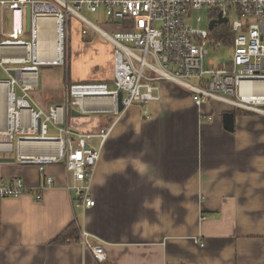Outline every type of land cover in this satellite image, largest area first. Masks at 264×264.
Listing matches in <instances>:
<instances>
[{
	"label": "crops",
	"instance_id": "1",
	"mask_svg": "<svg viewBox=\"0 0 264 264\" xmlns=\"http://www.w3.org/2000/svg\"><path fill=\"white\" fill-rule=\"evenodd\" d=\"M80 41L74 35L70 82L78 81L76 69L79 82L89 71ZM159 87L157 101L122 111L108 140L91 146L99 152L93 208L77 207L61 164L46 166L52 185L39 200L36 166L0 164V184L19 179L28 189L0 202V264H264V116L236 114L230 133L221 114L241 109L219 103L213 113L178 86ZM89 110L104 116L98 130L115 115ZM71 224L78 242L52 244ZM80 231L102 247L103 262L82 245Z\"/></svg>",
	"mask_w": 264,
	"mask_h": 264
},
{
	"label": "built area",
	"instance_id": "2",
	"mask_svg": "<svg viewBox=\"0 0 264 264\" xmlns=\"http://www.w3.org/2000/svg\"><path fill=\"white\" fill-rule=\"evenodd\" d=\"M83 9L101 11L111 19L112 33L84 18ZM201 9L216 13L208 25L219 15L226 19V24L215 28L225 26L231 34L228 41L213 38L215 28L200 31L189 24L192 12ZM71 17L80 25L81 43L91 32L111 46L113 89L101 82L71 83L65 107L50 106L44 111L31 100L30 93L38 86L41 67L71 69L67 54ZM42 21L53 24L50 48L40 34ZM208 44L226 48L230 61L221 67L209 63L205 68ZM0 71L7 76L0 82L5 92L0 152L14 153L19 165L37 167L42 175L37 200L40 190L52 185L51 178L44 175L46 166L61 164L68 175L66 189L74 193L77 207L93 208L90 183L99 152L91 146L95 140L102 146L114 123L95 133L81 134L69 128L67 121L64 125V112L85 114L88 106L105 100L109 103L104 107H113V113L119 114V93L123 111L132 106L145 110L148 103L159 99L160 84L167 82L186 90L197 108L213 100L230 110L264 116V88L260 86L264 85V0H0ZM48 124L57 130L58 137L48 135ZM34 144L55 148L38 149ZM27 190L19 179L4 181L0 184V202L18 198ZM79 236L82 245L103 262L102 247L91 246L86 231H80Z\"/></svg>",
	"mask_w": 264,
	"mask_h": 264
},
{
	"label": "rangeland",
	"instance_id": "3",
	"mask_svg": "<svg viewBox=\"0 0 264 264\" xmlns=\"http://www.w3.org/2000/svg\"><path fill=\"white\" fill-rule=\"evenodd\" d=\"M81 15L86 18L88 21L97 24L101 29H103L107 33H112V23L113 21L105 16L101 11L97 13H90L86 9L81 11ZM216 13L209 12L206 9H201L198 11L192 12V20L189 24L196 30L200 31H208V20L210 17H215ZM200 19V23L196 22V19ZM40 34L44 37V42L46 47L50 48V42L53 40V24L51 21H42L39 23ZM70 27V35H69V45L67 49V54L71 63V70L74 69L72 64V59L75 57L74 54L77 55L78 50L76 49V44L74 42V35H78L80 25L78 21L74 18H70L69 21ZM69 30V29H68ZM217 28L212 31V36L215 38V33ZM214 33V34H213ZM79 36V35H78ZM80 38V37H79ZM217 39V38H215ZM80 42L82 39L80 38ZM88 40L89 42H85ZM49 43V44H48ZM84 47L88 49V51L83 52V56L86 57L87 60V68L88 73L86 74L84 80H81L83 83H99L104 82L109 85V88H113V72H112V54H111V46L99 36H92L91 32H89V36L83 41ZM83 47V45H81ZM93 49V51H92ZM207 52L205 55V59L203 65L205 68L209 66V63H214L218 67L223 66L225 63L230 61L229 51L224 47L207 45L205 48ZM71 70H64L62 68L56 67H41L38 73V86L34 91L30 93L31 100L41 109L46 111L50 106H62L65 107L66 104V90L69 84L74 83L76 81H71L68 79V73L70 74ZM84 70V69H83ZM79 73H81V69L79 71L76 69L75 74L76 78L79 82ZM84 74V73H83ZM7 80V76L0 71V82H4ZM66 80V82H65ZM195 84V82H191ZM264 88V85H260ZM3 89H0V129L4 128L2 125L4 124V116H5V96ZM2 95V96H1ZM20 92L17 90L16 96H19ZM100 102L103 99L99 100ZM105 101V100H104ZM205 107L211 106V110L215 113V110L219 108L220 104L213 101L207 100L203 103ZM91 105L87 107V110L90 111ZM93 110H108L112 114H114V108H104V106H95L92 107ZM117 111V110H116ZM233 112H237V114H245L241 110H236ZM120 115V114H119ZM98 117H104L101 114H81V116L75 117L71 115V111L66 115L64 112V125L66 121L69 125V128L72 130L81 133V134H92L98 130L99 124L97 123ZM102 127L105 129L109 127V123H102ZM97 129V130H96ZM48 135L53 137H58L59 133L57 130L53 129L50 124H48ZM98 140H95L93 144V148L97 149ZM34 148L38 149H54L55 145H39L34 144ZM13 157L14 153H2L0 152V157Z\"/></svg>",
	"mask_w": 264,
	"mask_h": 264
},
{
	"label": "water",
	"instance_id": "4",
	"mask_svg": "<svg viewBox=\"0 0 264 264\" xmlns=\"http://www.w3.org/2000/svg\"><path fill=\"white\" fill-rule=\"evenodd\" d=\"M29 24H30V10L27 9V28L29 27ZM220 24H226V19L222 18L221 15H219L216 20L211 21L208 25V28L209 30H213L216 27V25H220ZM117 104H118V113H122L123 106H122V94L121 93L118 94ZM71 115L78 117V116H81V113L75 110H71ZM221 119H222L223 129L230 133L233 132L234 125H235L234 114L232 112H224L221 114ZM13 162H15L14 158L0 157V164L1 163H13Z\"/></svg>",
	"mask_w": 264,
	"mask_h": 264
},
{
	"label": "trees",
	"instance_id": "5",
	"mask_svg": "<svg viewBox=\"0 0 264 264\" xmlns=\"http://www.w3.org/2000/svg\"><path fill=\"white\" fill-rule=\"evenodd\" d=\"M214 35H215V38H217V40H221L223 42L224 41H228L231 38V34H230L229 30L225 26L218 27L217 28V31H216V33ZM69 64L71 66L70 61H69ZM243 112L246 115L252 114L250 112H245V111H243ZM119 114H116L114 116H111V117L107 118L105 123H109V126H111L115 122V120L118 118ZM236 114H237V112H234V115H236ZM69 228H70V230L66 234H62L61 236H58L51 243L52 244H62V243H65L66 241H68V242L69 241H71V242H78L77 240L79 239V237L77 235V228L74 226V224H71L69 226Z\"/></svg>",
	"mask_w": 264,
	"mask_h": 264
},
{
	"label": "bare ground",
	"instance_id": "6",
	"mask_svg": "<svg viewBox=\"0 0 264 264\" xmlns=\"http://www.w3.org/2000/svg\"><path fill=\"white\" fill-rule=\"evenodd\" d=\"M52 46H53V44H52ZM52 58H53V56H52ZM4 93V96H5V92H3ZM2 96V95H1ZM5 103V102H4ZM0 140H4V136H2V133H0ZM207 218V217H206Z\"/></svg>",
	"mask_w": 264,
	"mask_h": 264
}]
</instances>
